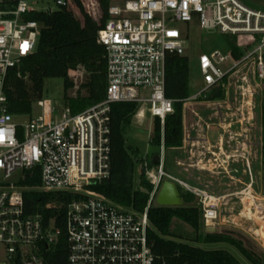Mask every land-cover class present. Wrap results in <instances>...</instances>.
Here are the masks:
<instances>
[{
	"label": "built area",
	"instance_id": "1",
	"mask_svg": "<svg viewBox=\"0 0 264 264\" xmlns=\"http://www.w3.org/2000/svg\"><path fill=\"white\" fill-rule=\"evenodd\" d=\"M36 1L0 0V264L17 261L44 264L43 247L53 246L59 240L60 230L54 219L46 222L42 214H26L24 196L29 191L70 195L66 223L68 264H154L148 240V210L165 179L196 197V207L202 211L206 230L219 226L220 211L231 194L216 195L165 170L163 126L176 102L165 95L166 59L169 54L186 55L187 40L193 28L250 38L239 47L243 51L239 59L233 56L232 50L201 54L198 57L201 88L183 100V145L191 152H198V162L205 169L210 166L227 172L224 165L235 162L238 156L224 155L223 147L234 148L238 144L235 127L241 129L246 123V131H249L251 122L255 118L257 121L255 101L258 106H264V8L242 0L107 3V19L97 35L98 44L105 49V99L78 114H72L66 107L55 120L51 118L55 112L52 108L47 115L30 117L27 124L21 125L7 111L5 83L9 71L36 51L41 27L29 18L40 12L34 6ZM53 1L57 8L70 10L73 5L72 0ZM226 79L238 82L246 111L239 110L240 118L234 121V118H223L234 115L233 112L215 109L211 120L217 116L215 125L222 129L215 143L207 141L198 129H192L197 131L192 136L185 123L186 106L208 100L214 91L223 88ZM37 103L43 108L51 105L49 101ZM116 103H134L138 107L137 117L149 115L153 122L159 119L162 125L159 161L155 164L157 173L147 169L149 162L141 165L152 185L142 213L120 207L90 189L110 175L111 108ZM194 115L199 124L200 115ZM261 141L264 150V130ZM239 144L249 152L248 139H242ZM212 147L216 151L211 150ZM240 159L244 160L250 177L243 193L252 197L249 157L243 155ZM36 175L40 179L38 186L24 184L27 178ZM240 202L244 204L243 200Z\"/></svg>",
	"mask_w": 264,
	"mask_h": 264
},
{
	"label": "trees",
	"instance_id": "2",
	"mask_svg": "<svg viewBox=\"0 0 264 264\" xmlns=\"http://www.w3.org/2000/svg\"><path fill=\"white\" fill-rule=\"evenodd\" d=\"M71 9L58 8L53 12H36L29 18L37 21L41 34L33 55L10 70L5 83L7 111L14 117L32 115L34 104L44 96L48 79H62L65 100L72 114L102 102L106 97V57L105 49L97 42L99 29L107 19L104 0V17L98 26L85 11L79 0H72ZM236 59L243 56L237 46V38L226 36ZM83 70L87 78L80 85L86 95L70 98L68 92L75 88L70 72ZM165 95L175 100L174 111L167 116L163 126L164 148L178 151L183 145L184 104L190 97V63L184 55L169 54L166 59ZM137 105L116 103L111 108V162L110 175L101 183L90 187L104 195L120 207L142 213L149 201L152 186L142 169L141 185L144 191L134 187V171L140 158L135 150H130L126 141V130L133 124ZM260 122L264 128V106H259ZM162 125L159 119L153 122L152 144L161 147ZM150 165H154L152 157ZM29 187L40 184L39 176L27 178ZM181 191V190H180ZM182 207H160L154 203L148 210L150 228L148 240L151 245L154 264H264V257L248 248L244 241L231 234L203 233L202 211L196 207V197L181 191ZM70 195L65 193H43L29 191L25 194L27 215L42 214L46 222L54 219L60 230L57 244L43 247L44 264H68L67 206ZM178 220L193 229L195 235L175 230ZM226 246L237 251L238 256L223 248L205 246ZM14 264H22L15 262Z\"/></svg>",
	"mask_w": 264,
	"mask_h": 264
},
{
	"label": "rangeland",
	"instance_id": "3",
	"mask_svg": "<svg viewBox=\"0 0 264 264\" xmlns=\"http://www.w3.org/2000/svg\"><path fill=\"white\" fill-rule=\"evenodd\" d=\"M79 1L84 6L85 11L95 21V23L100 26L104 17V0ZM242 1L249 5L254 4L258 7L264 8V0ZM109 4L117 5L118 0H110ZM34 6L36 9L43 12L47 10L55 11L58 9L53 0H37ZM246 41H250V38L242 36L238 37L237 46L242 47ZM216 50H220L223 53H228L231 51V46L227 41L226 36L221 35L217 31L207 32L201 31L198 28H193L191 30L186 44V56L189 58L190 63V96L196 94L201 88V76L198 70V57L201 54H209ZM70 77L76 86L74 89L68 92V96L70 98H76L79 94L85 96L86 92L85 90L80 89V85L87 78V74L83 70L74 71L70 73ZM239 92L240 90L238 88V82L236 83V80L226 79L223 83V88H219L214 91L208 100L198 101L193 105L186 106V114L188 117H190V119L186 122H188L187 126L189 127V132H191L192 136L196 135L195 133L197 132L196 130H192L193 128L198 129L199 133H202L200 132L201 129L204 134L209 132L210 137L213 138V142L215 143L217 134L220 133V130L222 129L215 125V123L218 122L217 116L216 119L213 118L211 120L213 117L212 113L215 111V109L229 110L233 112L234 115H227L228 117L223 118H234V121H237V118H240L238 117L239 110L240 112L246 111L245 101L241 98ZM42 101H49L51 103L50 108H43L39 106L38 103H36L33 106L31 116L15 117L14 121L17 124L25 125L29 122L30 117L38 118L43 115H47L49 110L52 108L55 109V112L52 114L51 118L54 120L58 118L63 110L68 107L65 100L64 83L62 79H48L45 82L44 96ZM255 102L257 104L255 116L258 118L257 121L255 118V120L251 122V125L249 126L250 130L246 131L248 128L246 123H244L241 129H238L237 127L234 128L235 139L238 141V144L234 145L233 154L237 155L238 159L235 161V163L230 161L228 166L224 165L227 169V172H224V170L221 168L214 170L212 167L206 166V172H208L206 174L222 176V185H219L216 180L211 179L212 185H210L208 190H210L212 193L214 192L216 195L231 194V196H228L225 200L228 202L227 205L223 206L220 211L221 222L219 226L214 228L216 229V233L231 234L235 237H238L244 241L248 248L255 250L264 257V150L262 148L261 141L264 129L262 128V124H260L259 103L258 101ZM195 113H198V116L200 115L201 117V122L199 124L197 123L198 118L194 115ZM152 136L153 121L149 115H146L144 118L135 116L133 124L126 130V141L130 150L137 151L139 157L142 159L144 158L142 164L149 162L147 169L155 174L157 173L158 165H150V157L159 153L160 146L152 144ZM242 139H248L251 145L249 152L247 149H243L239 144ZM183 146L184 145H182V148ZM211 150L216 151V149L213 147ZM180 152L181 154H175L174 151H166L165 170L166 172H169L175 176H179L183 171L182 168L185 167L179 165L176 162V157L183 159L185 156L184 148ZM243 155L249 157L253 178V185L251 186L252 197L246 196V194L243 193L245 191L246 185L250 182L246 164L243 159H240V156L242 157ZM208 156H211V154ZM142 172L141 164H137L134 171L133 183L134 187L140 191H144V188L141 185ZM215 172L221 173L216 174ZM144 174L149 182L145 170ZM207 179L210 180L209 175ZM164 181H166V179ZM180 190L187 192L183 188H180ZM240 200H243L244 204H241ZM154 204L157 205L156 199ZM260 204H262V206ZM249 207L250 209L247 211ZM173 228L178 232L189 234L190 236L195 235L192 228L178 220L174 222ZM202 232L204 234L207 233L204 225L202 227ZM205 248L227 249L239 257L237 251L230 247L207 245Z\"/></svg>",
	"mask_w": 264,
	"mask_h": 264
},
{
	"label": "crops",
	"instance_id": "4",
	"mask_svg": "<svg viewBox=\"0 0 264 264\" xmlns=\"http://www.w3.org/2000/svg\"><path fill=\"white\" fill-rule=\"evenodd\" d=\"M189 119H190V117H188V115L186 114V116H185V123L186 124L188 123L186 121H188ZM200 132H202L200 134L202 136H205L207 141H209L211 143H214L213 142V138L210 137L209 132H207L206 134H204L202 130ZM183 148L185 150V152H184L185 156L183 157V159L176 157V162L180 163L181 166H185V167L182 168L183 171L181 170L182 171L181 174H180L181 176L180 175L179 176H175V175L170 173L171 175H173L174 177H176L178 179H181V180H184V181L188 182L192 186H198V187L206 188V189H209L210 185H212L211 179L216 180L219 183V185H222L221 184V181H222V176L221 175L206 174L208 172H206L207 170L205 169V166L201 165V163L198 162V152L197 151H192L191 152L190 148L188 146H184ZM183 148L181 147L178 151H174V153L175 154L176 153L181 154L180 151ZM223 153H224V155L232 154L233 153V148L223 147ZM208 175L210 177V180L207 179Z\"/></svg>",
	"mask_w": 264,
	"mask_h": 264
},
{
	"label": "water",
	"instance_id": "5",
	"mask_svg": "<svg viewBox=\"0 0 264 264\" xmlns=\"http://www.w3.org/2000/svg\"><path fill=\"white\" fill-rule=\"evenodd\" d=\"M158 161L159 155L155 154L152 162L156 164ZM156 204L160 207H182L184 205V200L181 197L179 186L172 181H164L157 195ZM207 233H216V229H209Z\"/></svg>",
	"mask_w": 264,
	"mask_h": 264
},
{
	"label": "bare ground",
	"instance_id": "6",
	"mask_svg": "<svg viewBox=\"0 0 264 264\" xmlns=\"http://www.w3.org/2000/svg\"><path fill=\"white\" fill-rule=\"evenodd\" d=\"M262 206V205H261ZM263 208H264V206H263ZM264 233V232H263Z\"/></svg>",
	"mask_w": 264,
	"mask_h": 264
}]
</instances>
